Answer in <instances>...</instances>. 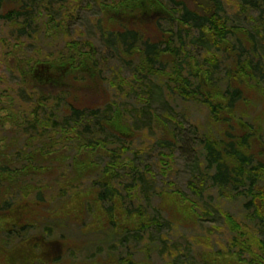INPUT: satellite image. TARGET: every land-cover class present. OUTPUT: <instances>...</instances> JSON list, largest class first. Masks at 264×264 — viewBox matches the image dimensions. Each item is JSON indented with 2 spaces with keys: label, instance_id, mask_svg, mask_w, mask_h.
<instances>
[{
  "label": "rangeland",
  "instance_id": "rangeland-1",
  "mask_svg": "<svg viewBox=\"0 0 264 264\" xmlns=\"http://www.w3.org/2000/svg\"><path fill=\"white\" fill-rule=\"evenodd\" d=\"M4 1L21 13L0 21V201H11L13 209L0 213V232L12 233L5 244L11 248L29 239L40 247L46 236L50 259L78 264L99 259L264 264L258 236L251 232L250 238L241 237L227 222L229 216L241 224L250 220L236 192L213 185L201 147L209 110L194 92L203 81L209 92L223 96L235 59L195 44L198 33L190 29L175 38L177 50L181 48L176 62L153 69L139 46L120 54L107 41V31L143 20H159L177 34L179 14L171 0H126L132 12L120 10V0ZM222 1L228 26L254 36L250 44L238 39L237 32L229 38L234 54L241 53L237 40L249 51L242 58L250 62L248 77L254 87L243 112L259 120L264 116V25L255 12L242 10L241 0ZM81 43L97 48L93 66L88 50L79 61L60 56L67 45ZM190 88L192 94H181ZM72 97L83 100L87 109L105 111L98 114L100 121L92 115L91 131H85L84 123L83 132L97 140L94 148L106 144L103 151H88L86 141L59 131L73 125L68 106ZM40 114L44 125L57 121V130L49 135L53 142L40 138L45 134L37 121ZM100 182L114 189L112 200L124 204L126 213L142 210L146 219L154 220L148 233L121 239L118 227L100 232L102 211L88 203ZM40 192L45 201L32 212ZM186 206H194L195 217H183ZM37 215L36 226L22 231Z\"/></svg>",
  "mask_w": 264,
  "mask_h": 264
},
{
  "label": "trees",
  "instance_id": "trees-1",
  "mask_svg": "<svg viewBox=\"0 0 264 264\" xmlns=\"http://www.w3.org/2000/svg\"><path fill=\"white\" fill-rule=\"evenodd\" d=\"M171 2L177 7L175 12L179 14L177 21L180 24V30L177 34L165 30L159 20L149 22L143 20L135 25L127 26L123 24L119 27L120 30L117 31H107V41L120 54H131L139 46L144 52L148 66L153 69L159 64L167 66L169 63L176 62L177 53L181 48L177 50L175 38L177 35L181 36L183 30L187 31V29H190L198 33V35L193 36L195 44H199L208 51L214 48L218 51H224L235 59L233 71L229 73L231 77L228 82V89L223 92V96L213 95L212 91L209 92L207 82L204 83L203 81L199 82L194 92L197 98H204L203 103L209 110L206 127L201 139V147L206 168L209 169V175L214 182L213 185L224 189L222 192L234 194L236 192L238 194L236 195L243 202L247 217L250 220V223L241 224L234 217L229 216L227 222L233 226V231L240 234L241 237L245 238V234L250 238L251 232L255 233L260 239L257 245L264 252V239L261 236L262 233L264 234V116L262 115L259 120H251L250 114L248 117L243 112V109L247 108V104L252 100L249 94L250 87L254 86L249 78L252 74L251 70H249L250 62L242 58L244 53L249 51L241 40L250 44L254 36L249 35L242 29L232 30L228 26L222 16L224 13L222 0H202V2L199 0H171ZM117 4L120 10L125 8L124 10L132 12V8L126 0H120ZM141 6L139 5L138 7ZM161 6L163 5L161 4ZM199 6H201L200 9L203 12L195 10ZM241 7L244 11L255 12L260 23L264 25V0H241ZM14 13L18 14L20 10L18 8H10L4 0H0V21ZM146 23L148 28L145 29ZM236 32L238 33V39H241L237 40L241 49L239 55L234 54L236 46L231 43L229 38L230 35ZM74 45H67L65 54L60 56L66 55V57L75 58L79 61V58L84 56L85 50H88L86 54L90 56L91 65L93 66L96 63L97 48L93 44L81 43ZM187 82L189 81L187 80ZM180 91L183 96L193 93L191 88L181 89ZM68 106L70 107L71 120L74 119L73 125L67 123L60 127L59 131L75 135L79 139L86 141L87 144L84 146L88 148V151L99 152L107 148L106 144L94 148L93 145L96 144L97 140L93 141L83 135L84 123H86L85 131L88 133L93 125L90 117L93 115L96 117V121H100L101 117L98 114H102L105 111L102 109H87L83 100L77 102L73 97ZM42 107L41 104H38L36 109H40L41 112ZM37 121H40L41 133H45L40 138L45 137L44 139L48 138L53 142V138L49 137V135H52L57 130L55 125L57 121L44 125L41 114L40 116L37 115ZM101 127L104 130L106 126L102 125ZM75 142L77 145L82 146L76 139ZM79 146H77V151L81 155L82 150H80ZM122 163H124L123 160ZM244 188L246 189L244 190ZM43 194L44 192H40L39 200H37L38 202L33 207L32 212L45 201ZM113 194H115L114 189L107 182H100L99 188L94 187L92 190L91 198H94L92 202L90 198L88 203H93L102 211L103 221L97 225L100 232H109L118 227L121 239L134 234L144 235L148 233L149 229L155 224L154 220L146 219L142 210H137L133 214L131 212L126 213L128 210L123 209L124 204H121L117 198L112 200L114 198ZM107 202L111 204L109 208L105 207ZM120 209H123V215L118 218L117 212ZM183 209L186 213L183 217L196 216L193 210L195 209L194 206L192 209L189 206L183 207ZM10 210H13L11 201H0V213L9 212ZM32 220H35L36 223H33ZM32 220L28 224H24L22 231L28 226L35 227L40 220V216L37 215ZM165 221L170 223L167 219ZM94 222H97L96 218ZM251 224H255L257 227L253 228ZM11 234L9 231L0 232V264H78L65 259L59 260L60 258L50 259L46 251L47 245L51 242L46 236L40 239V247L37 246L36 242L32 243L29 239H26L25 241H18L17 244L15 243L9 248L4 240H8ZM235 241L238 242V239ZM250 245L252 244L250 243ZM148 263L131 259H119L117 262L99 259L93 264Z\"/></svg>",
  "mask_w": 264,
  "mask_h": 264
}]
</instances>
